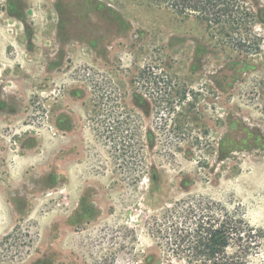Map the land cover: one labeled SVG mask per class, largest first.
<instances>
[{"label": "rangeland", "instance_id": "1", "mask_svg": "<svg viewBox=\"0 0 264 264\" xmlns=\"http://www.w3.org/2000/svg\"><path fill=\"white\" fill-rule=\"evenodd\" d=\"M240 256L264 264V25L0 0V264Z\"/></svg>", "mask_w": 264, "mask_h": 264}, {"label": "trees", "instance_id": "2", "mask_svg": "<svg viewBox=\"0 0 264 264\" xmlns=\"http://www.w3.org/2000/svg\"><path fill=\"white\" fill-rule=\"evenodd\" d=\"M161 6L181 14L200 11L202 20L207 23L208 27L222 26L233 30L247 29L253 23L264 25V4L261 0H153ZM227 230V229H226ZM180 234L183 231L178 230ZM206 236H200L199 248L206 247L208 253L216 255L227 246L230 240L229 236L221 226L218 230L205 231ZM238 235L241 231H237ZM209 241V242H207ZM212 250H211V249ZM207 253V252H206ZM246 253L247 252H243ZM202 252L200 251V255ZM238 258L236 264H244L245 258Z\"/></svg>", "mask_w": 264, "mask_h": 264}]
</instances>
